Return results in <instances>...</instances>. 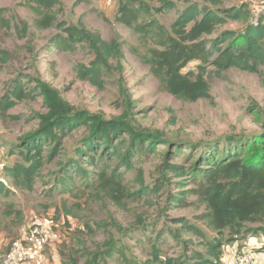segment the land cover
<instances>
[{"label":"rangeland","instance_id":"374dc122","mask_svg":"<svg viewBox=\"0 0 264 264\" xmlns=\"http://www.w3.org/2000/svg\"><path fill=\"white\" fill-rule=\"evenodd\" d=\"M22 1L0 0V8L7 9L2 15L11 25L0 24V99L15 79L24 82L28 90L34 87L36 79H40L58 90L76 111L101 114L105 118L127 115L137 131L163 135L164 140L154 145L144 138L137 148L133 169L124 171V183L131 191L142 187L138 179L140 171H143V186L152 189L165 179L163 165L194 163L200 143L217 139L225 141L231 135L252 144L256 136L264 133V66L260 67L259 73L237 68L223 71L221 75L211 73V100L181 101L159 86L158 79L139 57L154 46L153 42L115 21L121 0L111 7L104 0H61L60 20L69 24L82 20L105 39L118 37L124 42L123 74L108 76L105 88L100 90L78 79L75 72L76 64L92 60V51L85 45H79L74 51L48 50L49 38L59 31L55 28L38 29L34 22L36 14L30 7L22 5ZM145 1L150 4L153 17L168 28L185 7L184 3L175 0L176 8L157 13L155 7L160 6L161 1ZM253 2L264 11V0H225L224 6L242 3L250 6ZM105 16L110 21H105ZM23 20L28 22L26 35L20 30ZM245 23L248 21L243 19L229 21L218 27L210 38H216L227 28L241 30ZM5 52L7 59L3 61ZM199 62L195 58L184 71H197ZM207 66L210 71L213 69L210 63ZM47 111L44 95L39 91L34 93V98L21 100L5 112L0 111V164L13 165L23 161L19 154L22 138L40 127L41 116ZM86 129L85 125L73 129L61 140L52 159L48 154L57 141L44 146L46 163L33 190L18 188L8 180L10 194H0V255L8 250L12 240L24 228L43 217H51L62 236L48 249L44 264H142L151 257L155 244L162 249V259L180 258L182 261L187 260L194 250L209 254L207 244L210 242L221 243L219 251L222 249V256L228 246H248L264 264V222L248 223L240 234L227 228L219 235L200 218L204 207L171 206V195L180 192L177 181H186L187 186H193L185 178H171L168 184L159 186V191L149 189L137 200L124 198L122 205L100 190L81 185L82 180L74 174L78 187H73V193L63 192L65 190L56 181L60 175L57 172L61 163L69 160L68 157H76L74 149ZM126 137L129 143L130 137ZM173 140H178L182 146L178 148ZM116 163L117 160L113 159L112 167ZM0 177L4 178V171ZM99 187L100 184L96 189ZM193 199L194 196L189 201ZM65 205L70 206L76 215L65 213ZM140 219L143 224H139ZM178 219H186L200 227L205 231V237L186 231ZM171 229L177 233L176 237L169 233ZM160 233L163 238H159ZM110 246H115L117 251L125 249V261L118 253L116 255L122 262H116V256L109 257Z\"/></svg>","mask_w":264,"mask_h":264},{"label":"trees","instance_id":"16d2710c","mask_svg":"<svg viewBox=\"0 0 264 264\" xmlns=\"http://www.w3.org/2000/svg\"><path fill=\"white\" fill-rule=\"evenodd\" d=\"M160 1L161 5L155 7L157 13L176 8L175 0ZM177 1L184 3L185 7L169 28L153 17L151 6L145 0H121L115 15L116 22L153 42L154 46L139 54V57L149 66L150 73L158 79L161 88L185 102L211 100V73L221 75L230 68L260 72V67L264 66V17H261L257 25H253L247 3L226 7L225 0ZM104 2L110 7L114 5H108L106 0ZM21 4L34 11V22L38 29L55 28L59 31L49 38L46 46L48 50L74 51L79 45H85L92 51L93 58L89 63L75 65L78 79L102 90L108 76L123 74L126 56L124 42L120 38L105 39L100 32L91 29L82 20L75 24L60 20L59 11L61 12L63 4L61 0H23ZM5 10L6 7L0 8V24L10 27V21L2 15ZM242 19L248 21L243 29L237 31L227 28L216 38H210L218 27L229 21ZM104 20L110 21L107 16ZM20 30L22 35H26L27 21H22ZM5 54L6 52L2 56L3 61L7 59ZM195 58L200 60L196 64L197 71H184ZM207 63L212 65L211 71ZM37 91L44 95L48 111L41 116L40 127L22 138L19 154L23 161L5 166L4 178H0V194H10L8 180L13 186L33 190L46 163L44 146L50 141H57L48 154L52 159L61 145V140L80 125H85L87 129L74 149L76 157H68L69 160L61 163L57 172L60 175L56 181L65 190L63 192L73 193V187H78L72 174L82 180L81 185L100 190L120 205L124 198L137 200L140 194L148 192L150 188L143 186V171H140L138 177L142 184L138 191H131L124 183V171L133 169L136 150L140 148L144 138L154 145L153 143L164 140L163 135L137 131L127 115L105 118L101 114L76 111L71 103L61 97L58 90L49 87L46 81L40 79H36L31 90L26 88L24 82L15 79L9 91L0 99V111L5 112L21 100L34 98ZM126 135L130 137L129 143ZM254 139L251 144L246 143V139H237L230 135L225 141L217 139L200 143L194 163L163 165L162 176L166 180L161 179L150 190L159 191V186L168 184L171 178H185L193 186H187L186 181H177L180 192L171 195V206L204 207L200 218L205 220L208 228L219 235L227 228H231L234 234H240L246 224L264 222V133ZM173 141L178 148L182 146L178 140ZM113 159L117 160L114 167L111 165ZM99 184L101 187L96 189ZM192 196L195 199L189 201ZM65 213L76 215L66 205ZM178 220L183 222L186 231L201 238L205 237V231L200 227L186 219ZM143 223L140 219L139 224ZM169 233L177 236L173 229ZM159 238H163L162 233ZM220 244L210 242L207 244L209 254L194 250L186 257L187 260L182 261L180 258L162 259V249L159 244H155L151 257L142 264H222ZM124 251L123 248L117 251L115 246H110L108 256H116L118 259L115 261L122 262L118 256L125 261ZM89 261L92 263L93 260Z\"/></svg>","mask_w":264,"mask_h":264},{"label":"built area","instance_id":"2783aa9c","mask_svg":"<svg viewBox=\"0 0 264 264\" xmlns=\"http://www.w3.org/2000/svg\"><path fill=\"white\" fill-rule=\"evenodd\" d=\"M116 0H106L108 5ZM250 22L257 25L264 11L257 3L250 4ZM6 164H0V174ZM1 178V177H0ZM61 232L51 217H43L24 228L19 236L12 240L8 250L0 255L1 264H44L48 249L60 240ZM222 256V264H262L257 254L248 246L235 244L228 246Z\"/></svg>","mask_w":264,"mask_h":264}]
</instances>
